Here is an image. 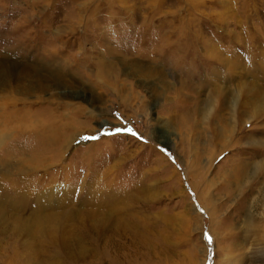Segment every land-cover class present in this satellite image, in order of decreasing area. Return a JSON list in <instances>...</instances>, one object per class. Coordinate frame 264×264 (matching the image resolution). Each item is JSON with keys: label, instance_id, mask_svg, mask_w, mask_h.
Instances as JSON below:
<instances>
[{"label": "rangeland", "instance_id": "1", "mask_svg": "<svg viewBox=\"0 0 264 264\" xmlns=\"http://www.w3.org/2000/svg\"><path fill=\"white\" fill-rule=\"evenodd\" d=\"M0 65L58 86L0 92V264H264V0H0Z\"/></svg>", "mask_w": 264, "mask_h": 264}, {"label": "bare ground", "instance_id": "2", "mask_svg": "<svg viewBox=\"0 0 264 264\" xmlns=\"http://www.w3.org/2000/svg\"><path fill=\"white\" fill-rule=\"evenodd\" d=\"M249 3H250V1H249ZM231 60L234 61V59H231ZM235 60H237V59L235 58ZM237 63H239V61ZM233 64H234V62H233ZM229 70H230V68H229ZM37 72H38L37 70L33 71L29 67H21L16 72L14 71V74L12 73V75L9 76L8 72L4 69V67L0 65V92H14L15 94L19 95V99L21 101H23V99H26V97H33L34 99L37 100V99H42L43 96H48V97L53 96L55 94L54 90H56L58 88V86H55L54 84L50 83V81L48 79L47 80H44L45 78L42 79L41 77L38 76L39 74H37ZM136 73L138 75L139 74H141V75L147 74L148 77L155 76V75L157 76L160 74L159 70L152 69V67H150V68H148V67L147 68H144V67L138 68ZM4 105L5 106L4 107L2 106L1 109L5 115V117H4L5 123L3 124V126L5 128H7L10 124L13 125V123H14L15 125H13V126L15 128V133H17V135H19V136L27 135L28 138L30 137L31 139H34V141H36L37 144L39 146H41V148H42V146H44L43 144L46 141L47 142H46L45 146H48V144H47V143H49L48 141L52 140V137H51L52 134L51 133H54V138H55V132H54L55 129L53 128L52 123H50L51 126L50 125H43L40 122H39L40 124L29 123V121H30L28 119L29 111H27L25 109L17 108L13 102H10L9 106L7 104H4ZM15 122H17V123H15ZM56 136H57V140H58V138L60 137V136H58V133L56 134ZM44 140H46V141H44ZM241 176H243V173H240V172H238V173L236 172L235 174L233 172V175H232V177L236 180H237V178L239 179V177H241ZM46 195H48V194L45 193L43 196H46ZM20 197H22V196L20 195ZM25 199L27 201H30V200H28V199H30V197L28 195L25 196ZM250 208H251V205H250ZM246 216H247V220L250 221L251 216L249 214V211H248V213L246 212ZM222 249H224V248H222Z\"/></svg>", "mask_w": 264, "mask_h": 264}, {"label": "snow or ice", "instance_id": "3", "mask_svg": "<svg viewBox=\"0 0 264 264\" xmlns=\"http://www.w3.org/2000/svg\"><path fill=\"white\" fill-rule=\"evenodd\" d=\"M133 134L135 135V133H133ZM89 138L90 137H83V139H89ZM91 138L96 139L98 137H91ZM201 211H203V210L201 209ZM202 237H203L204 240L207 241L208 244H212L213 243V238L208 232H204L202 234Z\"/></svg>", "mask_w": 264, "mask_h": 264}]
</instances>
